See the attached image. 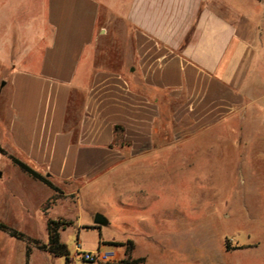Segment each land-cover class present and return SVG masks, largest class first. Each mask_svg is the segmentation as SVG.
Returning a JSON list of instances; mask_svg holds the SVG:
<instances>
[{"label":"crops","instance_id":"1","mask_svg":"<svg viewBox=\"0 0 264 264\" xmlns=\"http://www.w3.org/2000/svg\"><path fill=\"white\" fill-rule=\"evenodd\" d=\"M28 1L40 18H26L15 41L0 37V221L8 226L6 181L53 191L10 157L79 195L119 171L123 181L145 177L175 149L154 144L156 125L170 115L194 134L230 117L264 41L257 0Z\"/></svg>","mask_w":264,"mask_h":264},{"label":"rangeland","instance_id":"2","mask_svg":"<svg viewBox=\"0 0 264 264\" xmlns=\"http://www.w3.org/2000/svg\"><path fill=\"white\" fill-rule=\"evenodd\" d=\"M28 2L0 0L5 5L0 9V37L10 35L15 41L28 31L26 18H40L39 9L25 10ZM255 5L264 20V0ZM10 20L15 25L8 26ZM261 35L264 40V25ZM257 49L246 98L230 117L194 134H185L190 122L170 115L156 125L154 144L175 149L162 152L156 169L145 177L123 181L119 171L80 195L77 187L64 186L42 205L38 203L53 191L26 192L6 181L4 187L14 194L6 222L25 236L10 239L0 231V251H6L9 263L24 264L29 245L30 264H65L64 256L39 251L36 244L48 242V220L61 219L71 222L60 229L70 264L140 258L144 261L138 264H264V41ZM97 213L106 217V225L94 223ZM77 246L102 258L86 262L75 255ZM6 259L0 264L8 263Z\"/></svg>","mask_w":264,"mask_h":264},{"label":"trees","instance_id":"3","mask_svg":"<svg viewBox=\"0 0 264 264\" xmlns=\"http://www.w3.org/2000/svg\"><path fill=\"white\" fill-rule=\"evenodd\" d=\"M117 128L116 130H118ZM0 153L5 154L4 149L0 147ZM12 162L16 164L22 171L26 172L29 174L32 178L42 182L49 188H51L53 191H55L57 194H61V190L55 186L49 178L43 176L42 174L38 173L34 169H32L29 165L26 163L18 160L15 157H10ZM71 224V222H66L64 220H54V219H49L47 222V230H48V242L46 244H41L36 242L37 244V249L46 253H49L50 255H53L55 257H60L64 256L66 258L65 264H70V259H69V250L67 246L62 243L61 238H60V229H64L67 225ZM0 231H3L12 238H15L17 240H24L25 236L23 233L12 229L5 223L0 221ZM31 247L29 245L26 246V259L28 261V258L30 257L31 254ZM144 261V258L140 259H134V260H123L120 263L117 264H138Z\"/></svg>","mask_w":264,"mask_h":264},{"label":"built area","instance_id":"4","mask_svg":"<svg viewBox=\"0 0 264 264\" xmlns=\"http://www.w3.org/2000/svg\"><path fill=\"white\" fill-rule=\"evenodd\" d=\"M76 256H82L83 260L86 262H91L94 260L95 257H101L98 253H92V252H87L82 249H80L78 246L76 247ZM102 258V257H101Z\"/></svg>","mask_w":264,"mask_h":264},{"label":"water","instance_id":"5","mask_svg":"<svg viewBox=\"0 0 264 264\" xmlns=\"http://www.w3.org/2000/svg\"><path fill=\"white\" fill-rule=\"evenodd\" d=\"M4 85V83H3ZM108 222V220L106 219V217L100 213H97L95 215V218H94V223L97 224V225H100V226H103V225H106Z\"/></svg>","mask_w":264,"mask_h":264}]
</instances>
